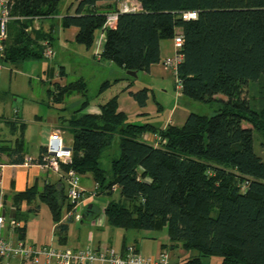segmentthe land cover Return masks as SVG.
Wrapping results in <instances>:
<instances>
[{
	"label": "trees",
	"instance_id": "1",
	"mask_svg": "<svg viewBox=\"0 0 264 264\" xmlns=\"http://www.w3.org/2000/svg\"><path fill=\"white\" fill-rule=\"evenodd\" d=\"M76 1L72 15L60 16V0H14L10 15L15 19L7 25L1 62L19 65L44 59L41 43L46 40L52 47L57 22L62 30L77 28L75 43L87 50L96 45L97 33H103L97 61L113 63L124 73H148L160 63V42L180 34L182 60L176 77L181 96L215 110L211 116L190 113L183 125L159 129L128 122L118 112L116 96L100 106L97 116L81 114L85 100L67 120L72 158L61 171L91 176L96 197L108 198L103 214L109 227L166 229L169 245L162 249L198 253L179 264H205L208 257H219L220 264H264V0ZM131 1L140 11H119V4ZM188 12L196 18L183 20ZM109 14L116 15L114 26L104 28ZM34 20L48 22L50 31L33 29ZM120 81L102 83L98 95ZM86 92L80 79L63 86L55 83L47 96L60 104L65 96L86 97ZM130 95L139 107L145 106V89ZM6 125L14 139L0 142V157L5 156L7 164H23L26 126L15 120ZM146 133L156 136L154 145L143 140ZM114 146L117 154L110 157L107 172L101 157ZM36 162L41 163V157ZM61 180L42 191L33 187L16 194L13 206L19 209L36 199L46 205L63 244L68 223L61 218L68 204ZM115 193L118 198L111 199ZM94 216L87 206L82 222ZM14 233L23 239L24 227Z\"/></svg>",
	"mask_w": 264,
	"mask_h": 264
},
{
	"label": "crops",
	"instance_id": "2",
	"mask_svg": "<svg viewBox=\"0 0 264 264\" xmlns=\"http://www.w3.org/2000/svg\"><path fill=\"white\" fill-rule=\"evenodd\" d=\"M102 5V3L100 4ZM56 26V24H55ZM114 26V25H113ZM112 26V27H113ZM110 27V28H112ZM50 31V26L48 27V32ZM78 32L77 28H68L65 30L60 29L59 27H54L53 31V45L57 44V47L59 46V49L63 51L68 50H75L76 54L79 56L86 55L90 50L85 49L83 46L77 45L75 43V36ZM104 41V34L101 33L99 39L96 42V45L100 47V42ZM76 44V47L74 46ZM52 45L54 56L56 54L54 47ZM99 51L97 49L94 51V54L92 56L95 57L96 52ZM74 52V54H75ZM174 46H173V40H166L160 42V63L157 65H154L150 68V71L148 73H142L143 75V82H134L136 78H131L132 80L126 79L125 76H121V73L124 72H118L111 68V64L106 62V65H103V70L101 73H103L102 78L105 77V81L114 82L115 80H121L118 83H115L111 85L106 91L98 95V92L94 99H90L87 96L88 88H87V82L84 77H78L77 80L82 79L86 83V97H82L79 94H72L65 96L63 101L66 98L69 97H76L79 96V98L83 101H87V106L83 110L84 114L87 115H99L100 114V106L104 105L108 100L113 98L114 96L117 97V104H118V112H121L127 116L128 122L135 124V125H150L155 128L164 129L167 125H173V126H181L183 125L186 117L189 115L188 113L182 111L181 116L174 122V114L177 112L174 107H169L170 105L165 102V96L167 94L166 88L168 84L172 83L173 77L175 80V76L172 72L165 66L161 64V62L165 58H169L174 54ZM70 54V53H69ZM54 58V57H53ZM59 70L58 75L60 81L55 80L54 83L59 85H65L69 82H67V72L66 67L63 65V61H59ZM20 65V64H19ZM107 67V68H106ZM4 68V67H3ZM62 70L64 72V75H60L59 72ZM43 73L47 74V76H53L54 70L53 68H46L44 69ZM125 74V73H124ZM140 73H137V76ZM126 75V74H125ZM39 78V77H38ZM76 80V81H77ZM74 82V81H73ZM101 86V85H100ZM156 88H158V94L161 96L159 98L156 97ZM145 89L147 91V101L144 107H139L136 101L131 97V93H137L141 90ZM49 90V89H48ZM2 98L6 99H0V134H1V126L4 124L6 127V121H19L25 124V131H24V141H25V154L26 159H31V163L29 165L20 164V165H12L7 164L5 156H1L0 159V215L1 212H5V217L9 218V212L11 210H14L15 218L17 215L18 222H20L21 226L24 227V237L23 239H19L15 234H13L8 227V224L5 225L3 228L5 233V239L10 241H22L27 245L35 246V248L43 247V246H50L57 250H73V249H82L87 247H92L94 249H103V248H111L116 253H121L123 251V248L125 245L133 244V242L127 240L125 237L122 239L120 245L116 249L112 245H106L103 240L100 239L99 235L93 234L91 231H88L86 235H83L81 233L76 232V228L80 230L82 227L84 229V226L87 225L88 228H100L99 226H102L103 223L101 222L99 225L92 224L93 220H84L81 223L77 222H70L68 223V231L65 234V240L64 243H59L58 238L55 235V223L53 222L51 213L48 209V207L44 204L39 203L38 199H36L31 204L22 203L19 206V209H16L13 206V197L18 194L24 192L26 189L29 188H35L37 191H42L44 186L47 184H55L59 183V181L62 179V173L59 172V174H54L50 171L44 170L39 167L36 160L41 156L40 149L45 148L48 138L51 134L54 132H59L61 137L64 139V127L68 129V124L66 120L65 115L61 114H48L46 115L48 118V122L45 121V119L41 118V115H39L40 108L33 107L38 111V113H34L29 118L24 117V107H20L19 105L16 106V100L17 97L15 95H12L10 93L4 92L2 95ZM176 99H183L181 96V90H178V92L175 95ZM78 99V98H74ZM62 101V103H63ZM81 102V100H78ZM81 102V103H82ZM80 103V105H81ZM61 104V103H60ZM79 105V107H80ZM78 107V109H79ZM62 111V110H61ZM18 113V117L16 119L13 118V113ZM6 113V115L4 114ZM71 118V117H70ZM47 120V119H46ZM32 125V126H30ZM37 126V132L39 129V133H37V137H34L32 131H29L30 127ZM8 128V127H7ZM69 130V129H68ZM32 137L35 146H36V155H27L26 152V143L31 140ZM47 138V139H46ZM14 137L11 135V132L8 128V138L0 140L6 141V140H13ZM143 140L151 145H154L156 143V136L151 133H146L143 136ZM72 139H70V142H67V144H71ZM111 153V151H110ZM115 156L116 154H112ZM112 157V156H111ZM62 181V180H61ZM61 184L63 183L60 182ZM81 185L82 187L87 191L90 192L94 189L95 183L93 182L90 175H84L81 177ZM66 189V187H65ZM100 202V201H99ZM94 203L91 208L94 209ZM107 203V202H106ZM106 203L100 202V208ZM89 206V205H88ZM90 208V209H91ZM92 213H94L92 211ZM64 215V212L62 214V217ZM62 223H66L62 221ZM107 224V223H106ZM71 226H75L74 229H71ZM82 229V230H83ZM77 230V231H78ZM162 245H169V241L167 244L161 243L158 250H155L154 254L152 256H143L146 258H156L159 256L161 252V246ZM72 246V247H70ZM136 247V245H135ZM137 251L139 252L138 248L136 247ZM169 256H170V264L172 255L170 253V250L166 248ZM178 253L179 258H184L187 256V252L181 249L176 250ZM140 254V252H139ZM186 259V258H185ZM0 264H27L23 263L19 258H11V259H5L1 260ZM37 264H45V261L41 258L39 259V262Z\"/></svg>",
	"mask_w": 264,
	"mask_h": 264
},
{
	"label": "rangeland",
	"instance_id": "3",
	"mask_svg": "<svg viewBox=\"0 0 264 264\" xmlns=\"http://www.w3.org/2000/svg\"><path fill=\"white\" fill-rule=\"evenodd\" d=\"M127 2L121 3L118 6L119 11L122 10L123 6L126 5ZM77 5L76 0H60L59 3V13L60 16L65 15H72L75 11ZM104 3H102L103 6ZM115 14H109L107 19L110 17H113ZM37 23V22H36ZM57 24V22H55ZM41 26V28L48 32V27L50 24L48 22L44 23H37L33 24V26ZM56 27V26H55ZM109 28V27H106ZM100 32L96 35V40L100 37ZM102 38L100 42V47L95 45L92 50H90L86 55L79 56L76 54L75 50L71 49L68 51H63L59 49V46L57 47V44H54V50L56 52L54 58L52 60H28L20 65H11L7 63H3V69L0 73V99H6L2 98V94L4 92L10 93L12 95H15L17 97L16 100V106L19 105L20 107H24V117L29 118L34 113H38V111L33 107H39V115H41L42 119H45L46 122H48V118H46L48 114H61L65 115L66 119H69L73 113L78 109L80 103L82 102V99L79 98V96L69 97L66 98L63 103L61 104H54L52 102V98H49L47 96V90H54V81L58 80L60 81L58 70H59V61H63V65L66 67L67 72V82H73L78 79V77H84L87 82V97L92 98L96 96L100 85L105 81V77L102 78L103 73L101 71L103 70V65H106L105 61H97L96 55L95 57L92 56L94 54V51L99 49V51L96 52V54L100 53L102 51ZM76 47V44L74 45ZM75 52V54H74ZM70 53V54H69ZM53 68L54 73L53 76L49 77L47 74L43 73L44 69L46 68ZM107 68V67H106ZM172 72L173 76V70L171 68H168ZM121 76H125L124 73H121ZM39 77V78H38ZM143 75L140 73L134 82H143ZM158 88H156V97H161L157 92ZM167 94L165 96V102L169 104L170 108L174 107V109L177 110V112L174 114V122L176 121L177 117L179 118L181 116V112L184 111L188 114L194 113L197 115H204V116H211L214 114L215 106H209L204 103L195 102L192 100H189L187 98L183 99H176L175 95L178 92L175 85V80L173 77L172 83L168 84L166 88ZM222 98V97H221ZM78 100H81L78 101ZM62 110V111H61ZM6 115V113H4ZM81 114H84L83 111ZM14 115V113H13ZM12 115V116H13ZM47 119V120H46ZM67 121V120H66ZM32 126V125H30ZM244 127H249V125L244 124ZM1 134H0V140L7 139L8 138V128L3 124L1 126ZM64 139L65 142H70L71 135L69 130L64 127ZM29 131H32L34 137H37V133H39V129L37 132V126H33L29 128ZM31 140H29L26 143V152L27 155H36V146L35 142L32 137L29 136ZM47 139V138H46ZM258 143V141H257ZM256 151L262 155L261 149L256 144L255 146ZM111 151V153H110ZM112 154H117L116 146H114L111 150H106L102 157H101V167L105 169V171H109L110 165V157L113 156ZM116 156V155H115ZM118 194L115 193L114 196L111 199H117ZM106 203L108 201V198L103 196H98L94 199V211L95 216L94 219L98 220L99 223H103L102 226H99L100 228H88L87 225L78 230L75 229L77 233H81L83 235H86L88 231H91L93 234L99 235L100 239L104 241L106 245H112L116 249L120 245L122 239L125 237L127 240L133 242L136 247L138 248L139 252L143 256H152L155 252V250L159 249V246L161 243L167 244L168 243V237H167V231L166 229H162L158 232H148V231H124L121 229H114L109 227L106 224L105 217L103 215V211L100 208V202ZM92 206V205H91ZM106 207V205H104ZM65 212V211H64ZM214 216V215H213ZM93 220V219H91ZM90 221V220H88ZM94 221V220H93ZM75 226H71V229H74ZM83 229V230H82ZM78 230V231H77ZM3 238L5 237L4 230H2ZM5 239V238H4ZM72 247V246H70ZM92 248V247H90ZM170 250V253L172 255L171 263L172 264H179L181 261H183L187 257H196L198 256V253L196 251H190L187 252V256L184 258H179L178 253L174 249ZM203 262L205 264H220L221 259L219 257H208L203 259Z\"/></svg>",
	"mask_w": 264,
	"mask_h": 264
},
{
	"label": "built area",
	"instance_id": "4",
	"mask_svg": "<svg viewBox=\"0 0 264 264\" xmlns=\"http://www.w3.org/2000/svg\"><path fill=\"white\" fill-rule=\"evenodd\" d=\"M14 0H0V73L3 69L1 58L5 51V42L7 41V25L12 18L10 15L11 6ZM140 11V6L136 2H127L123 6L121 12H137ZM197 14L194 12L184 13L183 20H194ZM22 20V19H21ZM116 15L106 20L104 28L112 27L115 23ZM39 23L34 20L33 23ZM34 26L33 29H39ZM30 30V28H28ZM183 43L182 36L178 34L173 39L174 54L165 58L161 64L173 70L175 76L176 89H181V82L176 77V68L182 60V56L178 51ZM42 46L43 58L52 60L54 57L53 48L48 41H43ZM44 153L41 154V163H37L40 168L50 171L54 174L62 173L63 181L66 187V198L68 208L65 210L62 221L81 223L83 220V213L88 205L94 202L96 196V185L94 189L87 192L81 185V176L74 170H68L65 173L61 171L62 165H68L71 162L72 150L71 144H67L61 137L59 132H54L48 138ZM31 163V159H26L24 164L27 166ZM105 206H102V211ZM104 215V214H103ZM8 224L13 234L16 228L22 227L20 222L6 218L0 215V261L11 258H19L23 263L37 264L39 259H43L45 264H170V256L167 249H161V252L156 258L143 257L137 251L135 245H125L121 253H116L111 248L94 249L82 248L73 250H57L50 246H43L35 248V246L27 245L22 241H10L4 239L2 230ZM92 224L99 225V221H92Z\"/></svg>",
	"mask_w": 264,
	"mask_h": 264
},
{
	"label": "water",
	"instance_id": "5",
	"mask_svg": "<svg viewBox=\"0 0 264 264\" xmlns=\"http://www.w3.org/2000/svg\"><path fill=\"white\" fill-rule=\"evenodd\" d=\"M111 68H112L113 70H115V71L123 72V70H122L121 68L117 67V66H116L115 64H113V63L111 64ZM125 74H126L127 76L131 77V78H136V77H137V72L126 71ZM91 207H92L91 205L88 206L89 209H90ZM1 216L5 217V212H4V211L1 212ZM8 217H9L10 219H14V218H15L14 210H11V211L9 212Z\"/></svg>",
	"mask_w": 264,
	"mask_h": 264
}]
</instances>
